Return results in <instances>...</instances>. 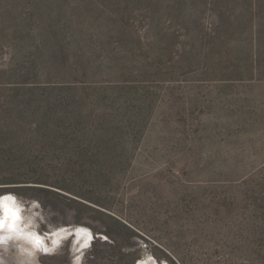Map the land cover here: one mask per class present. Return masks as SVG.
Here are the masks:
<instances>
[{"label":"rangeland","instance_id":"rangeland-1","mask_svg":"<svg viewBox=\"0 0 264 264\" xmlns=\"http://www.w3.org/2000/svg\"><path fill=\"white\" fill-rule=\"evenodd\" d=\"M0 224L13 264H264V0H0Z\"/></svg>","mask_w":264,"mask_h":264},{"label":"bare ground","instance_id":"bare-ground-1","mask_svg":"<svg viewBox=\"0 0 264 264\" xmlns=\"http://www.w3.org/2000/svg\"><path fill=\"white\" fill-rule=\"evenodd\" d=\"M12 203V202H11ZM10 202L9 203H6L5 202V204H3L4 205V208H5V213H8L10 216H11V218H12V222H13V224H14V226H15V228L14 229H16L18 232H21V233H24L25 231H24V229H22L21 228V226L22 225H20L21 223H20V219H22V218H20L19 219V217H21V216H19V211H20V209L18 210L15 206H12L13 205V203L11 204ZM2 205V204H1ZM34 236H36V235H34ZM37 237V236H36ZM6 242V244L7 245H9V246H18L16 243H14V242H11V240L10 241H5ZM22 249H24V248H22ZM19 250V249H18ZM22 251V250H21ZM0 254H2V253H0ZM1 258H2V260L4 261V264H13V260H12V258H10L7 254L5 255V254H2L1 255Z\"/></svg>","mask_w":264,"mask_h":264},{"label":"clouds","instance_id":"clouds-1","mask_svg":"<svg viewBox=\"0 0 264 264\" xmlns=\"http://www.w3.org/2000/svg\"><path fill=\"white\" fill-rule=\"evenodd\" d=\"M2 226H3V225L0 224V227H2ZM53 243L55 244V243H57V241H53ZM44 251H45V252H49V251H51V249H50V248H45ZM33 264H35V262H33ZM76 264H79V258H77Z\"/></svg>","mask_w":264,"mask_h":264}]
</instances>
